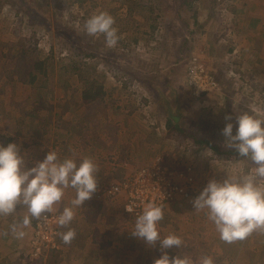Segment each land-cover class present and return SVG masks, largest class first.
<instances>
[{"label": "rangeland", "instance_id": "rangeland-1", "mask_svg": "<svg viewBox=\"0 0 264 264\" xmlns=\"http://www.w3.org/2000/svg\"><path fill=\"white\" fill-rule=\"evenodd\" d=\"M101 12L115 21L114 47L103 35L85 32L87 19ZM33 47V54L22 53ZM193 59L216 82L195 98L186 83ZM39 60L52 64L40 108L32 107L35 89L11 75L26 74ZM75 61L85 64L82 75L61 70ZM92 78L107 93L96 108L82 106L78 97L83 79ZM34 109L37 118L29 116ZM167 109L179 114L175 138L166 134ZM244 112L264 119V0H0V136L13 138L28 168L48 151L61 159L92 160L97 190L157 159L178 185L185 175L191 178L159 225L163 236L175 234L184 242L166 250L170 257L264 264V231L226 244L193 207L210 180L249 170L246 160L218 155L203 143L232 150L225 147L222 129L233 123L235 134L236 117ZM97 190L75 209L71 244L58 235L55 252L47 249L38 259L30 244L38 219L17 239L10 229L19 216H0V264H153L161 254L159 242L149 246L133 237L135 222L123 214V199H106ZM74 196L66 190L47 215H58ZM22 211L17 206L16 214Z\"/></svg>", "mask_w": 264, "mask_h": 264}, {"label": "clouds", "instance_id": "clouds-1", "mask_svg": "<svg viewBox=\"0 0 264 264\" xmlns=\"http://www.w3.org/2000/svg\"><path fill=\"white\" fill-rule=\"evenodd\" d=\"M114 23L111 15L101 12L87 19L84 29L90 37L103 35L106 45L114 47L119 40ZM225 120H231V116H226ZM233 128V123H226L222 129L225 147L246 160L249 170L243 174L225 175L219 181L210 180L193 202L195 211L205 214L219 239L226 244L243 241L254 232L264 231V119L244 112L236 117L235 134ZM97 174L92 160L61 159L56 151H48L43 161L28 168L16 143L0 145V216L18 215L19 219L10 230L15 238L23 239V229L29 227L32 220L56 211L66 190L70 189L75 196L56 217L57 225L66 229L58 235L65 245H69L76 236L70 227L75 209L81 208L96 192ZM17 206L23 207L19 214H16ZM163 218L162 208L148 203L136 216L131 231L133 237L149 246L159 242L161 254L153 264H213L208 256L196 259L183 254L170 257L166 250L180 249L184 242L175 234H161L159 225Z\"/></svg>", "mask_w": 264, "mask_h": 264}, {"label": "built area", "instance_id": "built-area-1", "mask_svg": "<svg viewBox=\"0 0 264 264\" xmlns=\"http://www.w3.org/2000/svg\"><path fill=\"white\" fill-rule=\"evenodd\" d=\"M186 83L192 94L199 97L216 88V82L203 66L191 61L187 67ZM161 160V159H160ZM156 160L155 164L148 168H141L129 176L120 179L108 186L97 190V194L109 200L123 199L122 212L126 217L135 222L136 216L140 214L143 207L148 203L160 206L163 210L177 195L179 188L187 191L186 186L192 183V179L183 177V181L175 183V178L168 175L164 165ZM130 208L128 212L126 209ZM57 214L46 215L37 220L33 228V239L31 240V254L33 259H38L47 249H56Z\"/></svg>", "mask_w": 264, "mask_h": 264}, {"label": "trees", "instance_id": "trees-1", "mask_svg": "<svg viewBox=\"0 0 264 264\" xmlns=\"http://www.w3.org/2000/svg\"><path fill=\"white\" fill-rule=\"evenodd\" d=\"M187 41L184 40V44H186ZM35 47L33 49H23L22 53L24 54H33L35 52ZM192 57V55H190ZM85 64H79L76 61L71 63V66L69 68H62L63 71H70L71 73L75 74L76 76L82 75V72L84 70ZM52 72V64L47 65V60H39L34 63V65L31 67V69L25 74H19L22 73L18 70H12L11 75H15L17 77V81L19 83H22L24 85H28L29 87L35 89V96L37 98L34 99L35 102H33L32 107H39L42 102V96L45 93L44 90H46V82L49 77V75ZM94 77V76H93ZM83 87L78 93V97L80 99V103L82 106L86 107H92L96 104L102 103L104 100V97L107 95V93L104 90L103 85L96 81L94 78H92L90 81H85L83 79ZM41 100V101H40ZM164 101V100H163ZM50 102L46 103L45 105L48 106ZM44 105V107H45ZM35 111V112H34ZM33 112V113H32ZM29 116L33 118H37V109H34ZM165 130L166 134H168L171 138H175V133L181 132V130L178 128V126L175 124L177 121V118H179L178 112L171 113L170 110L167 109L165 113ZM0 141L7 146L11 141H13V138H9L6 136H0ZM206 144L214 153L218 155L226 156L230 159L232 157V160L239 161L242 158H240L234 150H218V148L212 146L208 142H203ZM65 229L58 227L57 234L64 232ZM57 243H58V236H57ZM55 252L51 249V252Z\"/></svg>", "mask_w": 264, "mask_h": 264}, {"label": "crops", "instance_id": "crops-1", "mask_svg": "<svg viewBox=\"0 0 264 264\" xmlns=\"http://www.w3.org/2000/svg\"><path fill=\"white\" fill-rule=\"evenodd\" d=\"M65 231V230H64ZM85 246H87L86 244H85ZM86 257V256H85ZM85 257H81V262H87V257L85 258ZM74 264H76V262L74 263Z\"/></svg>", "mask_w": 264, "mask_h": 264}]
</instances>
